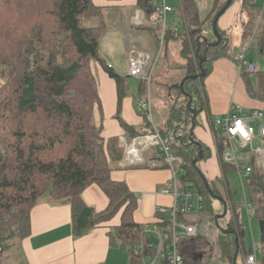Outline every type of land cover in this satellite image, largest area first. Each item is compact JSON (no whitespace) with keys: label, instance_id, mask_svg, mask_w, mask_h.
Returning <instances> with one entry per match:
<instances>
[{"label":"trees","instance_id":"16d2710c","mask_svg":"<svg viewBox=\"0 0 264 264\" xmlns=\"http://www.w3.org/2000/svg\"><path fill=\"white\" fill-rule=\"evenodd\" d=\"M181 1L186 31L181 33L179 26L168 27L170 35L165 36L180 41L185 76L201 72V58L206 59L202 64L206 76L195 81L188 80L183 91L180 84L176 86L178 98L183 97L179 106L171 105L167 123L170 135L164 129H159L155 121L154 125L163 136L170 138L173 153L183 160L181 183H188L202 197L212 217L214 214L216 217L218 214L213 210L211 198L217 200V197H231L226 176L235 171L234 166L223 161L221 156L225 149V138L216 134L225 178L222 176L215 181L206 178L200 163L211 157V151L195 135L194 140L201 147L191 142L192 112L187 104L191 96V108L197 110V117L202 112H209L204 81L214 61L231 57V49L227 33L218 25L222 41L217 46L209 47L207 42L212 41L204 33L205 22L200 18L195 0ZM257 2L243 0V8H256ZM138 3L152 18L153 0H138ZM226 3L216 1L209 15L212 20ZM7 4L11 7L14 3L5 0ZM52 6L47 14L49 19L40 13L26 18L20 24V29L16 26L5 39L7 43H14L18 52H21L20 63L24 67L16 68L8 62L14 59V51L6 48L4 61L0 63L1 67L10 65V68L3 69L6 83L0 89V243L4 249L6 240L16 237L22 241L29 237L31 211L49 192L51 202L70 199L68 202L72 208V225L76 237L110 221L122 211L121 225L110 232L111 244L129 253V264H139L141 254L134 251V243L141 237L145 226L136 224L132 218L137 198L125 182L112 180V165L108 154L115 152L118 140L106 141L102 136L103 126L96 117V111L100 109V98L92 62L104 65L106 72L116 81L120 102L127 93L122 77L109 69L100 57V39L107 30L103 11L93 6L92 0H55ZM260 10L263 16L259 28V45L264 54V0ZM94 18L98 20L97 26L87 25L88 20ZM136 27L148 28L141 25ZM177 27V31L173 32V28ZM157 29L159 32L155 36L160 38V29ZM203 37L207 41L202 40ZM243 76L246 77L249 95L264 100V70L258 71L254 79L248 73H243ZM143 117L147 128L145 133H152L153 124L146 114ZM122 126L129 132L130 127L126 123H122ZM145 133L132 131L130 139ZM200 150L203 151V159L193 164ZM252 165L253 172L246 184L249 199L254 206V217L261 228V261L258 264H264V169L257 168L254 160ZM206 184L209 185L208 189ZM91 185H98L108 196L110 203L106 210L96 212L84 203L82 193ZM231 199L224 219H230L228 228L235 230V233L225 234L220 231L219 244L221 256L233 263L236 234L239 254L245 250V228L238 207ZM191 248L195 249L196 246L190 243L185 250Z\"/></svg>","mask_w":264,"mask_h":264},{"label":"crops","instance_id":"0c3cea01","mask_svg":"<svg viewBox=\"0 0 264 264\" xmlns=\"http://www.w3.org/2000/svg\"><path fill=\"white\" fill-rule=\"evenodd\" d=\"M178 3L182 5L180 0H178ZM92 4L103 11L107 26L106 32L100 39V57L106 65H111L112 70L119 75L121 73V67L117 65L119 56L124 55L123 59L128 65L130 52L144 51L142 49L143 45L146 46L143 42L144 36H146L145 30L152 31L155 27L157 28L154 24L143 22L144 24L141 26L148 28H142L143 30L138 29L136 27L138 25L135 24L137 11L146 12L148 20H154L153 15L150 18L148 12L141 7L138 0H92ZM234 4L218 21V27L227 33L229 44L232 41L230 31L236 25L239 18L242 17L244 11L243 0H238V3ZM131 11H134V13L128 24L124 13ZM180 12L185 23L184 12L183 10ZM107 16L111 18L112 27L114 28L111 33ZM97 24L98 20L96 18L87 22V25L92 27L97 26ZM244 27L245 25L240 27L241 36L245 34ZM209 31V29L205 28L204 33L212 41L211 43H213L216 39L208 35ZM103 38L110 41L108 55H106L104 49L102 50L101 41ZM148 38L151 41L147 46H155L157 42L153 41L151 37ZM172 48H176V46L174 45ZM177 49L181 52L182 46ZM236 54H231V57L214 61L212 70L204 81V94L208 97L209 112H202L197 117L198 124L194 133L196 139L205 144L211 151V157L200 163L201 170L209 181L218 180L223 176L221 159L216 145V134L212 126L213 118L227 113L233 104L241 105L245 112L264 108V100L253 98L249 95L246 77L238 72L235 59ZM92 68L97 78L98 95L100 98V109L96 111V117L98 122L103 126L102 136L106 141L117 139L118 147L122 149V155L114 161L111 178L114 181L125 182L129 190L136 195L137 207L132 217L134 222L143 226L152 224L156 221L155 210L157 206H163L168 211L172 209V196L162 193L170 183L172 173L165 164L164 159L160 158L155 151H144V162L140 165L127 164L124 157L125 144L131 140L130 133L137 131L138 134H143L147 131V128L144 126L143 116L145 113L140 110V104L150 95L147 94V96L142 97V94H134L133 86L131 87L129 82L125 87L127 93L120 102L118 85L106 72L104 65L99 62H92ZM125 76L126 78L129 77L128 68ZM254 76L250 75L252 79H254ZM167 119H169L168 115ZM122 123H126L130 127L129 132H126ZM242 186L244 200L245 196L249 199L246 185L243 183ZM82 199L88 207L93 208L96 212L106 210L110 203L108 196L98 185L87 187L82 193ZM220 203L223 205L222 202ZM221 208L220 204L216 208L218 215L221 214L220 212L223 211L224 206L223 209ZM121 217L122 211L110 221L101 223L84 235L76 237L72 225L71 204L68 201L51 202L42 199L31 211L29 237L19 242L18 249L5 251L4 256L3 250L0 264H129V253L117 245H112L110 240V232L122 223ZM249 219L251 220L252 218ZM229 220L227 218V224ZM227 224H222V228L225 230L229 229ZM218 230L216 229L217 233H219ZM199 240L205 241L200 236L196 239L189 240L182 238L180 240V252L187 263L203 262L212 264L214 256L221 258L220 255L214 254L215 245L213 248H210V242H206V249L205 247H197L195 243ZM190 243L196 245V248L185 250V247ZM257 245L259 246V244ZM246 257V255L243 256V258ZM225 260V264H232L228 259ZM243 260V263H240L237 259V264H245V259Z\"/></svg>","mask_w":264,"mask_h":264},{"label":"built area","instance_id":"2783aa9c","mask_svg":"<svg viewBox=\"0 0 264 264\" xmlns=\"http://www.w3.org/2000/svg\"><path fill=\"white\" fill-rule=\"evenodd\" d=\"M153 5L156 19L148 20L146 12L137 11L135 24L138 26L146 22L154 24L160 29L163 42V37L167 32V18L175 11V8L168 4V0H153ZM180 8L182 9V5ZM177 29L178 27L173 28L172 31H177ZM247 50L245 48L237 52L235 56L238 72L255 75L258 72V66L248 60ZM153 58L149 52H130L129 77L143 81L145 84L147 82L149 85L151 82L149 68ZM108 68L112 69V66L108 65ZM140 110L153 124V131L133 138L125 144L126 163L140 165L144 162V151L152 150L154 147L159 148L165 164L172 173V179L162 193L172 196L173 206L171 213L165 207L157 206L156 221L146 225L141 237L135 241L134 251L141 254L139 264H209L187 263L181 255L180 240L182 238L196 239L198 236L210 238L212 224L204 222L203 228L200 229L205 209L202 197L192 190L188 183H181L183 160L173 153L170 138L163 136L154 125L150 96L140 104ZM256 121L261 122L258 132L252 125ZM212 126L215 134H220L225 138V149L221 156L223 161L234 166L241 183L246 185L247 178L253 172V160L257 168L264 169V108L245 112L241 105L233 104L227 113L213 118ZM249 146H252V149H249V155L244 156L242 150L248 149ZM244 204L249 218L254 217V206L246 196ZM192 215L200 217L190 222L188 218ZM254 247V253L247 255L245 264H258V254L261 253V249L257 244ZM2 252L3 246L0 243V259Z\"/></svg>","mask_w":264,"mask_h":264},{"label":"rangeland","instance_id":"374dc122","mask_svg":"<svg viewBox=\"0 0 264 264\" xmlns=\"http://www.w3.org/2000/svg\"><path fill=\"white\" fill-rule=\"evenodd\" d=\"M11 1V0H8ZM216 1L218 0H195L196 5L199 8L200 12V18L202 21L205 22V28L209 29L208 35H210L212 38H215L214 32L212 29L213 21L210 18V13L213 10L214 5L216 4ZM227 0H220V2H224ZM14 4L10 7L8 4L5 5V0H0V63L1 61H4V52L7 49L14 51V59L8 60V62L13 63V66L16 68H23L24 64H21V52H18V48L15 46V44H10L6 42V37L16 29V26H20V24L23 23V20L26 18H31L37 13L45 15L47 18L48 10L51 11L53 8V4L55 0H12ZM235 4L238 3V0L234 2ZM168 4L175 8V11L171 13L168 16V22L167 26L169 28H172L173 26H179L180 32L185 33L186 29L185 23L183 20V17L181 15V10H183V2H182V9L180 8V3H178V0H168ZM234 4V5H235ZM263 5V0H258L256 8H248L244 9L242 17L239 18L236 25L232 28L230 31V36L232 41L231 44V54H236L237 51L239 52L241 49L248 48L247 50V58L248 60H252L257 66L258 71L264 70V54L260 51V45H259V36L261 31L259 30L261 25V19L263 16V12H261L260 8ZM134 11L131 12H125L124 16L126 20L129 22L131 21V16L133 15ZM226 13V12H225ZM224 13V14H225ZM153 19H156V13L153 11ZM49 19V18H48ZM107 20L109 22V28L110 33L113 31V24L111 23V18L107 16ZM186 21V20H185ZM171 22L173 24H171ZM187 24V23H186ZM245 25V34L242 36L240 35V27H243ZM130 26V25H128ZM167 27V32L165 35L167 37L170 35L169 31L170 29ZM20 29V27H19ZM143 30V29H142ZM159 32V30L155 27L152 31L145 30L146 36H144V43L146 46L143 45L144 51L149 52L150 54H153V60L150 64L149 68V75H151V82L148 85V83L139 81L136 79H132L131 77L125 76V73H127L128 65L124 61L123 57L124 55L119 56L118 60V67H121V75L123 79V87L125 88L127 84L130 82L131 87L133 86V93L136 95L147 96L150 95V99L152 101V111H153V117L155 120V123L159 129H164L166 134H169V131L167 130V115L169 116L171 112V105L170 104H177L179 106V103L182 101V97L179 99L177 94L176 86L181 84V81L185 77V69L182 64L184 63V59L181 57L180 52L178 51V47H181V43L179 42H170L169 38H166V36L161 37L160 32V38L156 37L154 34ZM240 35V37H239ZM148 37H151L153 41H156L157 43L155 46L150 47L147 46V44L150 43L151 40H149ZM239 37V38H238ZM238 38V39H237ZM236 40V41H235ZM110 41L108 39L103 38L101 41L102 44V50L104 49L106 55L110 51ZM233 43V44H232ZM176 46V48H172V46ZM240 48V50H238ZM101 50V51H102ZM103 52V51H102ZM114 59V58H112ZM92 65V64H91ZM0 65V89L5 85L6 79H4L3 75V69L4 67L10 68V65H5L1 67ZM93 69V68H92ZM145 100V98H143ZM170 102V103H169ZM167 119V120H166ZM261 122L256 121L253 122L252 125L255 127L257 132L259 131V126ZM137 137V136H136ZM249 149H252V146H249L248 149L242 150L243 155L247 156L249 155L248 151ZM152 151H155L156 154L159 155L160 158L163 159V155L159 151V148L154 147ZM125 153V151H124ZM122 155V149L119 147H116L115 152H110L108 154L110 163L113 167L114 161L117 160ZM225 175H223V179ZM226 179L229 183V191L231 193V197L228 195V198L225 196L224 198L227 200V202H230L233 200L234 204L238 207V212L240 215L241 223L243 224V227L245 228V250L239 255L238 262L243 263V256L244 255H250L253 254L255 251V244L261 243V228L260 224L257 220V218L252 217L250 220L247 211L245 209V204L243 202L244 200V194H243V186L239 179V175L236 171L230 172L227 174ZM247 187V184H246ZM246 192L248 195V188H246ZM44 199L51 200L49 196V192L44 194ZM259 198H261V195H259ZM63 201H70V199H64ZM220 204L223 209V205L218 202L216 199L211 198V205L213 207L214 212H217V206ZM220 209V210H221ZM171 213V209L169 210ZM222 213V212H220ZM203 222L200 224V229L203 228L204 222H210L212 224L211 227V235L209 239L200 236V238H204L205 241L199 240L195 244L197 247H205L207 248V243L210 242L211 246L210 248H214V254L220 255L221 246L219 244V238L220 234L216 232L217 226L215 222V214L214 217L210 214V211L208 210V206L203 211L202 214ZM197 218V216H190L189 220L194 221ZM227 219H220V225L222 224L226 225ZM218 232H220L218 230ZM4 246V252L3 256L5 254V251L9 249H18V244L20 240L18 238H12L10 240H6ZM195 245V246H196ZM258 261H261V253L258 254ZM226 260L221 256V258H218L214 256V261L212 264H225Z\"/></svg>","mask_w":264,"mask_h":264},{"label":"water","instance_id":"95a60500","mask_svg":"<svg viewBox=\"0 0 264 264\" xmlns=\"http://www.w3.org/2000/svg\"><path fill=\"white\" fill-rule=\"evenodd\" d=\"M233 2V0H227V3L224 5V7L216 14L215 18H214V21H213V26H212V29H213V32H214V36L216 38V41L213 42V43H209L207 42V45L209 47H212V46H217L221 43L222 41V36L219 34L218 30H217V25H218V21L219 19L222 17V15L229 9V6L230 4ZM204 41H207V38L203 37ZM206 61L205 58H201L200 60V67H201V72L198 73V74H195V75H190V76H185L183 78V80L181 81V84H180V88L181 90L183 91V88H184V84L188 81V80H192V81H195V80H198L202 77H205L206 76V71L202 68V64ZM192 101L193 99L191 98V96H189V102L187 104V108L191 110L192 112V130L190 132V140L193 144L197 145L199 148L201 147V144L198 143L197 141L194 140V129L196 128V118H197V110L194 109V108H191V105H192ZM203 159V151L200 150L199 152V156L197 159H195L193 161V164H196L197 161ZM206 187L207 189L209 188V185L206 184ZM209 192L210 189H209ZM217 200L219 202H222L223 203V206H224V209H223V214H220V215H217L215 217V222H216V226H217V229H219L221 232L225 233V234H229V233H235V230L233 229H228V230H225L223 229L220 225H219V220L220 219H223L226 217L227 213H228V204L227 202L222 198V197H217ZM238 255H239V243H238V234H236V253H235V257H234V260H233V263L232 264H237V259H238Z\"/></svg>","mask_w":264,"mask_h":264},{"label":"bare ground","instance_id":"6f19581e","mask_svg":"<svg viewBox=\"0 0 264 264\" xmlns=\"http://www.w3.org/2000/svg\"><path fill=\"white\" fill-rule=\"evenodd\" d=\"M223 15H224V14H223ZM223 15H222V16H223ZM219 20H220V19H219ZM138 259H139V257H137V260H138Z\"/></svg>","mask_w":264,"mask_h":264}]
</instances>
